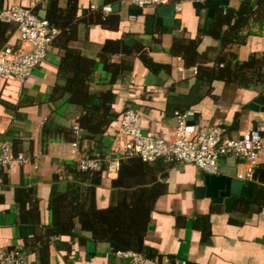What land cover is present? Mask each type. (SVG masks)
<instances>
[{
	"label": "crops",
	"instance_id": "1",
	"mask_svg": "<svg viewBox=\"0 0 264 264\" xmlns=\"http://www.w3.org/2000/svg\"><path fill=\"white\" fill-rule=\"evenodd\" d=\"M52 1L0 0V12L21 6L46 18ZM57 1L60 8H67L68 0ZM195 1L177 0L182 4V11H176L172 33L158 27L152 34L146 33L145 16L131 18L129 2L121 5L118 18L112 14L114 12L104 13L110 17L105 26H78L73 47L96 62L91 93L112 88L111 74L105 71L99 58L108 41H123L131 48L139 46L141 54L166 67L154 73L138 58V53L137 57H131L133 69L119 76L115 84L113 111L120 119L104 136L101 145L83 138L85 133L78 119L84 114V108L72 104L62 90L55 94L56 87L61 89L67 84L66 77L59 72L62 58L59 47L63 36L57 38L48 59L26 82L15 78L0 79V148L9 145L15 154L24 153L30 159L25 164L0 166V249L19 250L28 264H127L128 261L117 256L108 243L95 241L92 234L81 229L76 233L84 237V242L79 238H48L46 231L53 223L50 210L53 193L68 192L70 184L77 179L72 171H79L77 162L84 155L109 153L123 113L128 109L141 114L145 132L171 142L176 139V112L191 117L195 130L200 126H223L228 130V137L233 138L249 131H264V112L248 108L254 99L264 96V20H250L241 33L245 43L226 44L214 38L213 24L207 29L208 12L203 10L199 15ZM244 1L230 0L228 10H238ZM113 5L105 4V0H78V17H82L85 10L95 11ZM158 6L147 7L144 13L153 14ZM226 30L227 27L223 31ZM0 31L3 34L7 29ZM6 36L9 37L6 46L19 40L17 28L12 33L8 31ZM192 40L200 43L199 64L189 68L181 56L172 54V48L187 45ZM252 56L263 62L257 82L242 83L237 77V82L212 80V73L205 71L214 68L219 57L246 62ZM112 57L114 63L127 58L123 52ZM77 127L79 132L75 131ZM75 143L78 146H74ZM149 164L158 180L165 184L166 193L157 200L151 215L145 245L153 253L146 264H264V203L250 201L252 197L243 199L249 204L244 205V202L239 209L234 205L231 213H227L224 205L214 204L208 197L196 198V190L204 186L207 175L198 167L169 164L171 166L162 177L160 171L166 163ZM220 165L219 175L239 179L238 175L246 172V166L236 157H225ZM262 165L264 159L260 160L259 167ZM124 167H130L131 173L141 174L135 161H124L123 171ZM119 174L109 178L103 173L102 185L96 190L99 208L110 206L112 181ZM239 180L256 182L255 179ZM18 188L31 189L34 201L39 202L40 225L37 228L19 224ZM23 227L34 228V233L23 236ZM88 241L96 242V254L91 258H88Z\"/></svg>",
	"mask_w": 264,
	"mask_h": 264
},
{
	"label": "trees",
	"instance_id": "2",
	"mask_svg": "<svg viewBox=\"0 0 264 264\" xmlns=\"http://www.w3.org/2000/svg\"><path fill=\"white\" fill-rule=\"evenodd\" d=\"M122 1L124 0H105V4L113 5ZM103 9L104 7L95 11L85 10L82 17L79 18L78 0H68L65 9L58 6L57 0H53L46 16L51 24L61 30L59 38L61 39L63 36L59 47L62 53L59 72L66 77L67 84L61 89L56 87L55 94L62 90L69 96V101L72 104L84 108V114L78 119L79 127L85 133L84 140L96 141L97 145H101L104 136L120 119V116L113 111L116 99L115 84L119 76L133 69L134 64L131 57L134 58L138 53L140 55L138 58L154 73L166 68L155 64L144 53L141 54L142 48L139 46L131 48L123 41H108L99 53V58L105 71L111 74L112 88L91 93L96 62L84 56L79 49L74 48L73 42L77 40L80 24L106 25L110 17L104 14ZM112 14L116 18L119 16L118 13ZM215 17L217 22L212 26L214 38L220 39L226 44L234 41L243 44L246 39L241 36V33L248 26L250 20H264V0H259L257 5H254L251 0H245L238 10L230 8L225 12L219 9ZM225 27L227 30L224 32ZM16 28V24L0 21V29L2 31L7 29L3 34L0 31V50L8 42L9 37L6 36V33L8 31L12 33ZM199 44L192 40L187 45H174L172 54L181 56L189 68L195 67L199 64ZM121 52L127 58L124 57L119 63H114L112 56ZM262 66V59L255 56L246 62H234L233 58L219 57L214 68L205 69V71L212 73V80L237 82V78H239L238 82L242 83L249 80L257 82L256 78L261 76ZM199 71L205 72L202 69ZM208 81L211 82V80ZM130 161H135L141 174L131 173L130 167L127 169L124 167V171L121 170L119 177L112 181L113 197L110 206L104 209L99 208L96 203V190L102 185L105 170L94 173L73 170L77 179L70 184L68 192L55 191L52 195L50 210L53 215V223L47 227V237H69L74 240L79 238L80 242H84V237L76 233L78 229H81L83 232L92 234L95 241L108 243L115 253L135 251L151 258L153 252L146 247L145 238L155 204L160 197L165 195L166 186L158 180L149 163L142 160ZM167 164H165L166 167L161 168L160 175L162 177L171 166ZM254 179L258 185L250 201L254 199L259 204L264 203V165L256 170ZM16 200L19 224L37 228L40 225V207L39 202L33 199V191L28 188H18ZM243 203L244 205L249 204V202L239 199L235 208L239 209Z\"/></svg>",
	"mask_w": 264,
	"mask_h": 264
},
{
	"label": "built area",
	"instance_id": "3",
	"mask_svg": "<svg viewBox=\"0 0 264 264\" xmlns=\"http://www.w3.org/2000/svg\"><path fill=\"white\" fill-rule=\"evenodd\" d=\"M147 8L162 4H174L176 11H182L177 0H124L122 4ZM103 12H113L111 6ZM0 21L17 25L18 41L0 50V79L15 78L26 82L34 70L42 65L61 34V30L33 9L12 6L0 12ZM178 127L176 139L167 141L144 131L141 114L128 109L123 113L121 125L112 141L107 155H84L78 162L80 172L94 173L105 170L109 178L118 176L123 162L140 159L145 163L163 160L168 164L194 165L209 175L220 174V162L225 157H236L246 166V172L239 179L253 180L261 159H264V131H249L238 138L228 137L223 126H200L197 130L188 124V115L176 112ZM75 131L79 132L77 127ZM74 146H78L77 143ZM30 162L24 153L15 154L9 145L0 148V166ZM117 256L127 264H146L145 254L135 251H118ZM0 264H28L17 250L0 249Z\"/></svg>",
	"mask_w": 264,
	"mask_h": 264
},
{
	"label": "water",
	"instance_id": "4",
	"mask_svg": "<svg viewBox=\"0 0 264 264\" xmlns=\"http://www.w3.org/2000/svg\"><path fill=\"white\" fill-rule=\"evenodd\" d=\"M256 5L259 0H252ZM230 0H196L194 7L197 9L200 15L203 10H207V29H210L212 24L216 23L215 18L218 8H224L228 11ZM146 9V8H145ZM114 13L121 11V2H118L112 6ZM144 9L136 5L129 7V15L131 18H137L139 16H145V31L148 34H152L155 27L160 28L164 32L172 33L174 29V21L176 16V6L174 4L160 5L153 14L144 13ZM211 34V31H208ZM128 42L132 41L127 39ZM249 109L255 111L262 110L264 112V96H259L250 103ZM191 117H188V124L193 126ZM257 183L254 181H243L233 177H227L224 175H209L204 177V186L196 190V198L203 199L208 197L212 199L214 204L224 205L227 213H231L237 200L245 199L249 200L252 197L254 189ZM23 236L32 235L34 228L23 227ZM88 258H91L96 254V242H87Z\"/></svg>",
	"mask_w": 264,
	"mask_h": 264
},
{
	"label": "rangeland",
	"instance_id": "5",
	"mask_svg": "<svg viewBox=\"0 0 264 264\" xmlns=\"http://www.w3.org/2000/svg\"><path fill=\"white\" fill-rule=\"evenodd\" d=\"M124 12L127 11V10H123Z\"/></svg>",
	"mask_w": 264,
	"mask_h": 264
}]
</instances>
